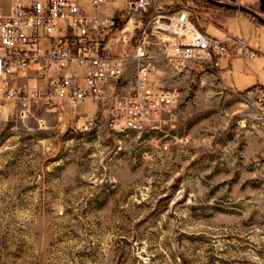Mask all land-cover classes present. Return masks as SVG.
<instances>
[{
    "label": "rangeland",
    "instance_id": "1",
    "mask_svg": "<svg viewBox=\"0 0 264 264\" xmlns=\"http://www.w3.org/2000/svg\"><path fill=\"white\" fill-rule=\"evenodd\" d=\"M181 1L207 33L223 35L205 19L214 6ZM227 24L264 52V32ZM136 38L137 31L127 51ZM148 38L149 83L179 93L155 127L81 131L58 126L44 106L23 118L14 104L0 110V264H264L257 85L239 91L220 71L181 68L156 35ZM232 66L235 82L264 83V67L252 65L257 72L247 76L236 59ZM135 71L130 61L122 90L133 86ZM100 107L88 99L81 110Z\"/></svg>",
    "mask_w": 264,
    "mask_h": 264
},
{
    "label": "built area",
    "instance_id": "2",
    "mask_svg": "<svg viewBox=\"0 0 264 264\" xmlns=\"http://www.w3.org/2000/svg\"><path fill=\"white\" fill-rule=\"evenodd\" d=\"M192 14L181 0H90L87 7L78 0H0V110L14 104L23 118L44 106L58 126L81 131L155 127L179 93L149 83L150 34L160 39L169 61L194 72L220 71L231 50L243 59L257 54L243 36L207 33ZM130 61L136 63L133 86L122 90ZM255 92L264 99V87ZM88 99L101 106L97 112L81 110Z\"/></svg>",
    "mask_w": 264,
    "mask_h": 264
},
{
    "label": "crops",
    "instance_id": "3",
    "mask_svg": "<svg viewBox=\"0 0 264 264\" xmlns=\"http://www.w3.org/2000/svg\"><path fill=\"white\" fill-rule=\"evenodd\" d=\"M158 1L159 0H156V2ZM242 3L258 11V0H242ZM204 13L205 15L208 16V18H206L205 16L206 22H210L211 24H213L223 34V35L220 34L222 36H224L226 33H231L228 32L231 30V28L229 27L227 22L236 21V20L239 22L240 25L245 26V27L243 26L244 29H246L244 31L248 30L252 32L253 30H255L258 32L261 31L264 32V24L258 21L253 15L245 11H240L237 9H232L222 6H217V7L214 6V8L211 7L208 10H206ZM260 14L264 17V12H260ZM199 25L204 31L207 32L206 25L204 23ZM255 49L257 51V54L247 59H243L233 50H231L230 53L225 55V57L223 58L222 69L220 70V72L224 75L227 81L236 90L243 91L249 87L252 88L255 85L264 86V83H261L259 81V78H257L256 81H252L250 79L244 81L243 78H238V81L235 82L236 80L232 77L234 72L232 65L235 59L238 61L239 67L237 69L241 75L245 74L249 76L251 72L256 73L257 70L255 72L254 67L252 65L256 64L260 66L259 70L261 69V67L262 68L264 67V63L260 62L262 59H264V52L261 51L259 48H255Z\"/></svg>",
    "mask_w": 264,
    "mask_h": 264
},
{
    "label": "water",
    "instance_id": "4",
    "mask_svg": "<svg viewBox=\"0 0 264 264\" xmlns=\"http://www.w3.org/2000/svg\"><path fill=\"white\" fill-rule=\"evenodd\" d=\"M207 1L217 6L228 7L250 13L258 21L264 24V17L260 14V12H264V0H258V11L254 10L253 8L245 4L236 3V0H207Z\"/></svg>",
    "mask_w": 264,
    "mask_h": 264
},
{
    "label": "trees",
    "instance_id": "5",
    "mask_svg": "<svg viewBox=\"0 0 264 264\" xmlns=\"http://www.w3.org/2000/svg\"><path fill=\"white\" fill-rule=\"evenodd\" d=\"M186 1H188V0H186ZM203 2H205L206 4H208V5H210V6H215V7H217V5H215V4H212V3H210V2H208L207 0H202ZM197 24H198V26L200 27V25H199V23L198 22H196ZM201 28V27H200ZM262 87H264V86H262ZM248 89H250V87L249 88H247V89H245V90H248Z\"/></svg>",
    "mask_w": 264,
    "mask_h": 264
},
{
    "label": "bare ground",
    "instance_id": "6",
    "mask_svg": "<svg viewBox=\"0 0 264 264\" xmlns=\"http://www.w3.org/2000/svg\"><path fill=\"white\" fill-rule=\"evenodd\" d=\"M120 131L121 132H128L129 131V128H121Z\"/></svg>",
    "mask_w": 264,
    "mask_h": 264
}]
</instances>
